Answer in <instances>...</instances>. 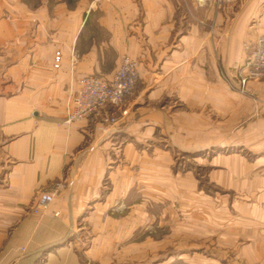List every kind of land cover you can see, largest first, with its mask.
Segmentation results:
<instances>
[{
    "label": "crops",
    "instance_id": "0c3cea01",
    "mask_svg": "<svg viewBox=\"0 0 264 264\" xmlns=\"http://www.w3.org/2000/svg\"><path fill=\"white\" fill-rule=\"evenodd\" d=\"M261 34L260 0H0V264H117L104 213L151 195L190 208L189 223H158L177 249L163 264H264V81L241 93L236 77ZM122 56L136 96L66 124L79 79L109 82ZM176 151L207 190L171 172Z\"/></svg>",
    "mask_w": 264,
    "mask_h": 264
},
{
    "label": "rangeland",
    "instance_id": "374dc122",
    "mask_svg": "<svg viewBox=\"0 0 264 264\" xmlns=\"http://www.w3.org/2000/svg\"><path fill=\"white\" fill-rule=\"evenodd\" d=\"M139 88L140 83L138 80L135 93L128 102L136 96ZM212 153L215 152L212 151ZM173 154L175 158H173V162L170 165L171 172L185 173L190 171L198 178L199 185L204 190H207L205 186L207 183L205 179L201 178H206V169L200 163L192 160L195 155H188L177 151ZM204 154L209 156L210 151ZM207 188L212 190L211 186ZM211 190H208L209 193ZM169 197L151 195L149 209L146 207V210L142 211L141 196H135L133 208L125 207L120 202L111 211L106 214L104 213L108 218H112L118 222L117 229L120 232L116 239L117 242L111 245L113 246L112 252L115 251V254H108V257L110 255L111 259L107 260V262L112 261L115 263L116 261L117 264H163V260L167 256H172L177 251L172 239L167 237L168 228L160 226L158 223H189V220L185 219V217L189 215V213L186 214V210L190 208H187V206L189 207L187 202L182 203L181 206L173 203L170 204V202L166 201V198ZM153 199L156 201L155 203L152 201ZM185 199H189V197ZM165 208H172L173 212L169 213ZM174 211L177 216H174ZM175 218L176 220H174ZM126 223H132L131 227H126ZM84 245L85 247L91 246L86 243ZM122 257L126 259H122ZM171 264H179V261H174Z\"/></svg>",
    "mask_w": 264,
    "mask_h": 264
},
{
    "label": "built area",
    "instance_id": "2783aa9c",
    "mask_svg": "<svg viewBox=\"0 0 264 264\" xmlns=\"http://www.w3.org/2000/svg\"><path fill=\"white\" fill-rule=\"evenodd\" d=\"M264 2V0H260ZM62 62L60 51L53 55V68L59 69ZM237 86L241 93L251 82L264 81V34L257 36L254 48L242 61L237 70ZM139 80L137 62L122 56L112 79L104 82L96 77L79 79L78 89L65 105L66 124L78 122L97 115L100 111H117L135 93ZM104 122L113 125L117 122L114 113L107 115ZM55 199L54 191H41L31 202L30 212L38 217L48 214ZM56 216L58 213L55 214Z\"/></svg>",
    "mask_w": 264,
    "mask_h": 264
}]
</instances>
